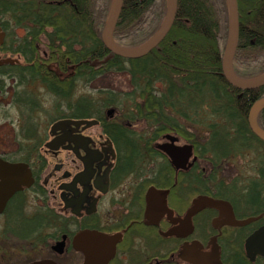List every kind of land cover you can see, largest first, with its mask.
I'll return each instance as SVG.
<instances>
[{
  "label": "flooded vegetation",
  "instance_id": "obj_1",
  "mask_svg": "<svg viewBox=\"0 0 264 264\" xmlns=\"http://www.w3.org/2000/svg\"><path fill=\"white\" fill-rule=\"evenodd\" d=\"M239 28L238 16V41ZM23 32L20 28L17 37ZM0 33V61L9 60L0 66V96L10 99L18 124L17 136L0 140V163L20 165L15 173L10 170V178L25 182L28 175L31 180L8 198L0 214V264L29 255L20 264H63V259L84 264L91 248L110 251L107 264H264L259 255L251 262L245 249L246 240L264 226V209L257 204L262 199L256 201L247 187L259 177L264 142L252 138L254 149L240 148L215 164L210 151L202 149L209 138L190 139L180 127L166 128L144 137L151 151L138 166L130 165L114 130L121 124L138 134L149 132L146 122L123 121L114 106L94 105L75 111L79 114L65 103L47 106L43 85L7 73V68L23 70L35 62L27 64L21 52L6 50L7 32L1 22ZM38 94L41 106L21 103ZM92 110L99 112L88 113ZM41 116L47 134L40 137L36 126ZM183 138L189 142L182 143ZM184 147H190L188 155ZM170 151L179 160L187 156L185 163L175 166ZM228 163L239 165L232 168V179L223 171ZM10 178L0 183L8 184ZM200 200L218 207L200 209ZM112 239L115 244L106 242Z\"/></svg>",
  "mask_w": 264,
  "mask_h": 264
},
{
  "label": "trees",
  "instance_id": "obj_2",
  "mask_svg": "<svg viewBox=\"0 0 264 264\" xmlns=\"http://www.w3.org/2000/svg\"><path fill=\"white\" fill-rule=\"evenodd\" d=\"M111 5L112 0H0L6 50L21 52L27 64L35 62L23 70L7 68V73L40 83L53 106L65 103L73 107V114L94 105L114 106L123 121L146 122L151 134H138L121 124L114 130L119 148L128 153L126 161L133 166L151 151L144 137H154L166 128L180 127L182 135L190 139L209 138L204 145L209 149H202L203 153L210 151L215 164L226 154L254 146L252 138L259 143L248 128L247 116L253 104L264 97V87L237 90L222 76L226 0H177L175 20L164 40L134 60L110 53L102 43ZM237 5L239 41L232 67L238 79L253 80L264 75V0H237ZM165 10L166 0H122L114 43L122 48L142 46L159 30ZM20 28L22 38L17 37ZM113 74L127 79V89L120 91L105 82ZM78 82L97 83L96 92L75 98ZM37 97V101L29 97L21 103L41 106V97ZM177 120L183 125H177ZM257 121L264 130V108ZM247 187L256 201L262 199L257 204L264 209V162L258 179Z\"/></svg>",
  "mask_w": 264,
  "mask_h": 264
},
{
  "label": "water",
  "instance_id": "obj_3",
  "mask_svg": "<svg viewBox=\"0 0 264 264\" xmlns=\"http://www.w3.org/2000/svg\"><path fill=\"white\" fill-rule=\"evenodd\" d=\"M227 4V16H228V25H227V39L224 55L222 58V76L225 81L237 90L242 91H251L264 86V75L251 80V81H242L239 80L233 73L232 70V61L237 48L238 43V14H237V0H226ZM122 9V0H112V5L110 9V13L108 15L107 21L104 25L103 32L101 35V40L104 47L112 54L124 58V59H138L145 55H147L150 51L156 48L166 37L168 32L170 31L172 24L175 20L176 10H177V0H166V11L163 22L157 31V33L145 44L136 48H122L117 46L112 39L114 29L116 27L117 21L120 16V12ZM4 39V34L0 33V44ZM9 60L0 61V66L2 64L8 63ZM264 107V98L255 102L248 113V126L252 134H254L258 139L264 142V130H262L257 123L258 113ZM84 123V122H83ZM57 126H54V129ZM187 148V149H186ZM184 151L188 155L190 153V147H184ZM189 151V152H188ZM168 155L174 163L175 166L184 164L187 156L183 157V160H179V157H176L175 152H168ZM0 179L3 177H13L10 170L15 173L20 169V165H7L0 163ZM3 166V167H2ZM23 168H25L23 166ZM14 177H17L15 175ZM25 182H18L15 179H11L10 183L4 184L0 183V214L3 211L6 202L11 195L21 189V186H28L31 183L28 175L24 176ZM196 203V202H195ZM196 204L200 207V209L204 207H214L217 208L218 205H215L214 202L208 201H198ZM220 208V207H219ZM253 220V219H252ZM250 220L246 221L247 224ZM106 242H114V239L107 240ZM116 242V239H115ZM114 242V244H115ZM105 246V242L103 248ZM246 254L248 259L253 262L256 256L264 257V226L261 227L258 231H256L253 235H251L245 244ZM101 251V247H100ZM113 252V251H112ZM112 255L110 251H106L105 248L102 252H98L93 248L87 251L86 262L84 264H107ZM218 262V261H217ZM217 262H214L217 264ZM32 264H54L51 261H40Z\"/></svg>",
  "mask_w": 264,
  "mask_h": 264
},
{
  "label": "rangeland",
  "instance_id": "obj_4",
  "mask_svg": "<svg viewBox=\"0 0 264 264\" xmlns=\"http://www.w3.org/2000/svg\"><path fill=\"white\" fill-rule=\"evenodd\" d=\"M43 50H44V48L41 47L40 53ZM12 57H14V55ZM105 82L108 84H113L115 86V88H117L120 91H124L125 89H127L126 88L127 87V79L125 77L119 76L117 74H113V75L106 77ZM96 86H97V83H95V84L90 83V85H86L84 83L78 82L76 85L75 91H74L75 98H76V96L77 97L89 96V95L95 93L96 92V88H95ZM6 87L11 88V87H9L8 83H7ZM44 99H45V103L47 106H49V104H52V100L50 97L46 96V97H44ZM10 105H11L10 99H8L7 96H5V97L0 96V140L2 138H5V137L17 136L16 130H17L18 124L15 121L16 113H15L14 109L10 107ZM46 110H49V107H47ZM46 113L47 112H45L44 114L47 116ZM45 119H46L45 116L44 117L41 116L37 120L38 126H36V129L38 130V134L40 137L43 136L45 133L47 134V129L45 131V127H46V123H44V122H46ZM139 128L140 129L138 131H141L144 129L143 127H139ZM182 140H183L182 143H184V141H187L184 138ZM187 142H189V141H187ZM199 142L202 143L200 140H199ZM250 149H254V147H251ZM253 153H254V151H253ZM234 163H236V162H234ZM233 167L236 169H239V165L233 166L231 163L225 164L223 166V171H225L224 174L228 175L230 179L234 178V172L232 171ZM31 205H32V203H31ZM33 206H35V205H32V206L29 205V208L32 209ZM105 206H106V203L104 204V207ZM0 227H1V222H0ZM29 257H30V255H29ZM29 257H27V256H20V257H16V258L12 257V260L9 263L3 262V264H20L21 262L26 261ZM62 263L67 264L64 261V259H63Z\"/></svg>",
  "mask_w": 264,
  "mask_h": 264
}]
</instances>
